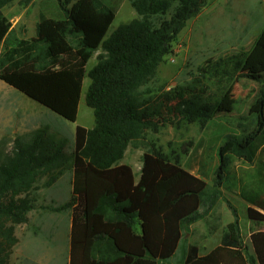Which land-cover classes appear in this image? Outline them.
Returning a JSON list of instances; mask_svg holds the SVG:
<instances>
[{"label":"trees","instance_id":"1","mask_svg":"<svg viewBox=\"0 0 264 264\" xmlns=\"http://www.w3.org/2000/svg\"><path fill=\"white\" fill-rule=\"evenodd\" d=\"M10 1L0 0V80L74 121L87 76L84 102L94 123L90 128L75 126L69 156L63 141L40 129L26 143L16 139L12 155L0 154V214L25 221L31 206L1 205L3 196L39 168L61 167L70 159V197L50 208L71 211L68 264L167 262L180 245L182 227L199 219L200 208L211 207L218 198L227 152L250 161L264 144V26L249 51L208 62L190 83L153 93L149 84L158 65L207 0H133L136 16L109 35L114 10L103 0H74L71 6L56 0L60 15L39 13L35 35L28 38L17 35L3 12ZM262 4L264 8V0ZM98 50L95 63L86 68ZM237 77L260 83L249 108L256 128L219 147L215 186H210L147 136L168 125L205 126L223 99L208 93L202 78L221 84ZM129 145L145 148L137 179L128 164L119 162ZM258 192L246 199V217L259 226L249 235L252 251L242 241L235 218L222 226L219 244L205 254L190 244L183 264H264V187Z\"/></svg>","mask_w":264,"mask_h":264},{"label":"rangeland","instance_id":"2","mask_svg":"<svg viewBox=\"0 0 264 264\" xmlns=\"http://www.w3.org/2000/svg\"><path fill=\"white\" fill-rule=\"evenodd\" d=\"M103 1L114 10L106 35L136 16L133 0ZM3 12L17 29L24 30L34 26L39 13L51 17L60 15L56 0H11L3 7ZM14 14L20 15L15 23ZM263 26L262 0H207L177 34L149 88L156 93L190 83L200 77L199 68L208 62L249 51ZM98 52H94L86 68L95 63ZM261 76L264 80V66ZM202 80L208 93L223 99L211 120L203 127L197 123L164 126L158 133L148 134L147 141H155L183 168L215 186L219 147L229 138L240 140L256 128V116L249 113V108L257 97L260 83L246 77L221 84L213 79ZM88 81L84 76L76 118L70 121L0 80V154L12 155L17 148L16 139L26 143L34 131L40 129L45 136L63 141V151L69 156L74 147L75 126L90 128L94 123L92 109L84 102ZM144 150L142 145H129L119 161L132 168L136 179ZM250 158L247 161L227 152V165L214 205L202 206L200 218L182 227L180 245L174 256L159 264H183L190 244H197L200 253L208 252L217 244L221 227L235 218L242 241L252 251L248 234L259 226L246 217V207L250 206L246 199L256 191L263 193L264 144L259 145ZM66 163L52 169L39 168L26 183H19L16 190L1 199L4 206L13 202L22 209L29 205L31 208L27 209L23 222L0 214V264H68L71 211L50 209L70 197L71 160Z\"/></svg>","mask_w":264,"mask_h":264},{"label":"crops","instance_id":"3","mask_svg":"<svg viewBox=\"0 0 264 264\" xmlns=\"http://www.w3.org/2000/svg\"><path fill=\"white\" fill-rule=\"evenodd\" d=\"M73 1L74 0H62V2L66 5V6H71L72 5V3H73ZM47 16V15H46ZM13 17V16H12ZM14 23L15 22H17L18 20H19V18H20V15L18 14V15H16V14H14ZM11 21V20H10ZM35 23H36V20H34V26L33 27H31V28H26L25 30H24V28H22V29H17L15 26V24H12V26L15 28V30H16V33H17V35L20 37V38H28V37H31V36H34L35 35ZM24 30V31H23ZM249 206V205H248ZM222 228V227H221ZM256 229V228H255ZM248 235H250V233L248 234ZM220 236H221V231H220V234H219V240H218V242H217V244L216 245H218L219 244V242H220ZM197 245V244H196ZM216 245H214L213 247H215ZM198 246V245H197ZM212 247V248H213ZM198 248H199V246H198ZM211 250V249H210ZM209 250V251H210ZM206 253V252H205ZM205 253H200V248H199V255H203V254H205ZM158 264H159V262H158Z\"/></svg>","mask_w":264,"mask_h":264}]
</instances>
